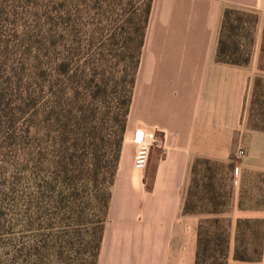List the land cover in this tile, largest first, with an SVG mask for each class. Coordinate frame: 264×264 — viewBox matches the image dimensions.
<instances>
[{"label":"trees","instance_id":"obj_1","mask_svg":"<svg viewBox=\"0 0 264 264\" xmlns=\"http://www.w3.org/2000/svg\"><path fill=\"white\" fill-rule=\"evenodd\" d=\"M152 1L0 0L2 264H97Z\"/></svg>","mask_w":264,"mask_h":264},{"label":"crops","instance_id":"obj_2","mask_svg":"<svg viewBox=\"0 0 264 264\" xmlns=\"http://www.w3.org/2000/svg\"><path fill=\"white\" fill-rule=\"evenodd\" d=\"M227 10L257 17L244 65L216 60ZM257 78H264V0L152 1L97 264H195L202 217L183 211L192 166L230 164L240 145L239 184L228 186L219 218L231 242L238 223L253 226L264 264V126L246 120ZM140 130H155L160 144L136 170L132 137Z\"/></svg>","mask_w":264,"mask_h":264},{"label":"rangeland","instance_id":"obj_3","mask_svg":"<svg viewBox=\"0 0 264 264\" xmlns=\"http://www.w3.org/2000/svg\"><path fill=\"white\" fill-rule=\"evenodd\" d=\"M256 18L253 13L235 11L225 20L224 41L229 47V52L232 53L229 58L243 63V65L249 62L252 56ZM246 115L249 128L264 126V78H257L253 82L252 90L248 96ZM241 160L237 161L239 168ZM233 176V171L228 168V164L220 162L206 164L199 161L191 173L185 203L187 210L201 216L200 222L204 221L201 229V240L210 241V249L207 253L203 247L202 253L206 255L203 264L259 263L258 241H253L252 238L258 234H253V226L251 224L248 226L240 225L239 228L236 226V235L239 236L231 242L229 239L230 226L219 218L222 213L227 211L229 205L230 192L228 186L232 187V185L239 184L240 174L237 178H233ZM234 180L237 181V184L234 183ZM252 180L253 178L250 177L249 181L252 182ZM244 231L245 238L248 237L250 240H245L244 234H241ZM246 232L251 234L248 235ZM63 250L66 252L65 248ZM0 251L3 250L0 249ZM68 257H70L68 253L64 255L62 260L54 257L52 258L53 264H69ZM2 261L3 256L0 252V264ZM16 264L20 263L17 262Z\"/></svg>","mask_w":264,"mask_h":264},{"label":"built area","instance_id":"obj_4","mask_svg":"<svg viewBox=\"0 0 264 264\" xmlns=\"http://www.w3.org/2000/svg\"><path fill=\"white\" fill-rule=\"evenodd\" d=\"M132 142L136 146V156L134 160V168L136 170H143L146 168L149 155L151 151L158 147L160 144V139L157 136L156 131H147L140 130L133 134ZM246 152L242 145L238 146L233 153L232 163H235L233 166V178H237L240 174V168L238 166V160L242 159L245 156ZM234 183L237 184V181L234 180Z\"/></svg>","mask_w":264,"mask_h":264}]
</instances>
